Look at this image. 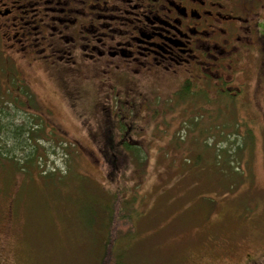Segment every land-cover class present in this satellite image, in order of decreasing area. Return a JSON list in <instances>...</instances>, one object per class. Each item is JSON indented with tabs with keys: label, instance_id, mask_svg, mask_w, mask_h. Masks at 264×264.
<instances>
[{
	"label": "rangeland",
	"instance_id": "1",
	"mask_svg": "<svg viewBox=\"0 0 264 264\" xmlns=\"http://www.w3.org/2000/svg\"><path fill=\"white\" fill-rule=\"evenodd\" d=\"M17 65L0 56V95L7 102L17 77L31 91L39 109L14 110L12 119L49 123L39 169L57 174L47 185L37 169L18 172L0 155L2 264H264L263 121L231 122L207 93L180 99L176 81L137 78L125 98L119 75ZM8 132L0 145L13 144ZM129 140L144 151L141 163ZM120 185L134 203L114 208L109 223L105 205Z\"/></svg>",
	"mask_w": 264,
	"mask_h": 264
},
{
	"label": "flooded vegetation",
	"instance_id": "2",
	"mask_svg": "<svg viewBox=\"0 0 264 264\" xmlns=\"http://www.w3.org/2000/svg\"><path fill=\"white\" fill-rule=\"evenodd\" d=\"M0 56L60 76L119 75L125 98L137 78L176 81L180 99L207 93L231 122L264 130V0H0Z\"/></svg>",
	"mask_w": 264,
	"mask_h": 264
},
{
	"label": "trees",
	"instance_id": "3",
	"mask_svg": "<svg viewBox=\"0 0 264 264\" xmlns=\"http://www.w3.org/2000/svg\"><path fill=\"white\" fill-rule=\"evenodd\" d=\"M7 88L9 89L13 88V91L8 90V94L5 95L7 98V102L2 96L0 95V132L2 133L1 135L9 133L8 131L10 130L11 133V140L13 141V144L8 147V145L1 144L0 145V155L6 159V160H11L15 170L18 172H25L26 174H32V169H37L39 172H41L40 175H42L43 178L46 179L47 185L54 184L53 178L57 174V172H46L45 169L40 170L39 167L42 169V163L40 159L42 158V155H46L45 153H41L39 149L43 147L44 142L48 141H43L46 137V129L45 127H49V123H45L44 126H37L36 116L32 117V120H29L30 117L26 119H22L20 124H15L13 122V117L14 113L13 111H18L20 109V116L22 115V111L25 109V107H36L39 109V107L35 106V97L32 96L31 91L28 89V87L24 84L23 80H21L19 77H17V81L15 78L12 79L11 85L6 84ZM185 91H189L188 88L185 89ZM184 91V93H185ZM0 92L2 93V88L0 87ZM4 92V91H3ZM14 92H19L22 94L23 97H26L24 99H21L20 97L14 96ZM6 102V103H5ZM6 104V105H5ZM10 117V120L8 118ZM7 118V119H4ZM29 121H28V120ZM7 121V122H6ZM39 121V120H38ZM48 125V126H47ZM53 128V127H52ZM1 138V136H0ZM43 139V140H42ZM49 140V139H48ZM61 143L57 145H62ZM50 142V141H49ZM13 146V148H11ZM129 152L131 150V153L135 155L137 160L141 163L146 159L144 155V151L142 152L141 146L134 145V141H130L125 145ZM15 147H18L19 150L22 152L21 157H19L16 152L13 153L12 155L10 154L11 151L15 149ZM15 151V150H14ZM41 155V158H40ZM52 180V181H51ZM62 183H64L61 180ZM119 188V194L115 193L112 196V200L110 198V203L105 205V213L106 216L108 214L109 217V223L113 221V216H114V208H118L120 211L122 210H127L131 209L132 204L134 201H125L121 195V193L124 191L121 185L118 187ZM126 189H128V186L126 185ZM122 198V204L121 206L118 205L117 199ZM0 264H2L0 262Z\"/></svg>",
	"mask_w": 264,
	"mask_h": 264
}]
</instances>
